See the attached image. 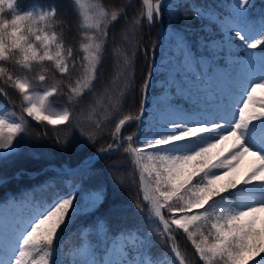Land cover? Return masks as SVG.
I'll return each mask as SVG.
<instances>
[{
	"label": "trees",
	"instance_id": "obj_1",
	"mask_svg": "<svg viewBox=\"0 0 264 264\" xmlns=\"http://www.w3.org/2000/svg\"><path fill=\"white\" fill-rule=\"evenodd\" d=\"M228 18L251 23L256 40L229 46ZM246 51H264V0H0V104L25 119L20 149L0 158V206L44 207L71 194L65 227L25 264H103L119 237L134 233L133 250L156 264H264V218L245 221L235 205L224 209L259 179L209 181L221 152L206 115L223 105L212 118L216 132L232 93L260 101L251 86L264 70L223 71L226 52ZM157 58L154 80L163 81L149 86ZM221 73L224 83L214 79ZM167 104L191 114L188 166L171 176L170 132L158 121ZM237 123L228 117V127ZM119 136L116 152L67 170L114 148ZM196 210L200 218L180 224Z\"/></svg>",
	"mask_w": 264,
	"mask_h": 264
},
{
	"label": "rangeland",
	"instance_id": "obj_2",
	"mask_svg": "<svg viewBox=\"0 0 264 264\" xmlns=\"http://www.w3.org/2000/svg\"><path fill=\"white\" fill-rule=\"evenodd\" d=\"M245 1L249 2V0ZM257 37L258 33L251 23L245 25L238 20L227 19L223 40L229 46H234L237 42L244 40L253 41ZM225 56L228 64L223 68V71H226L227 68L252 67L264 70V51H246L243 54L226 52ZM214 79L221 83L226 80L223 73L216 74ZM263 79L264 74L260 78H255L251 86L252 92L259 98V102L256 103L247 97L240 101L237 95L232 93L230 113L223 115V121L216 126L217 131L212 132V118L214 114L223 112L221 103L212 106L213 111L206 115L208 121L205 126V130L211 131V135L214 136L212 144L221 152L211 167L210 182L220 184L225 179L231 178H237V180L259 179L260 183H255L245 190L234 203H224V209L235 205L236 213L241 219L254 223H258L261 218H264ZM162 81L161 79L154 80L159 83ZM161 97L166 100L171 97L168 84L163 86ZM48 111L54 115L60 114L59 109L55 107L48 106ZM228 117L238 120V123L233 124L232 128L227 126ZM169 118L172 123H168ZM158 121L161 127L167 128L170 132L169 142L164 153L166 170L170 176L178 175L188 166L190 158L192 133L187 128V124L191 121V114L167 104L166 109L160 112ZM24 126L23 115L14 110L11 105L0 104V158L10 156L20 149L19 135ZM120 136L119 141L122 140V143L123 139ZM240 144L242 147L237 149ZM92 155L87 156L81 164L90 161ZM55 169L58 172L62 171L58 166ZM72 169L73 167L67 170L71 172ZM70 199L71 194H63L44 207L36 203L15 201L0 206V264H25L30 254L40 246L42 239L57 237L66 225ZM202 214L200 210L193 211L180 216L179 222L182 225H189L200 218ZM139 239L137 233L121 235L103 264H156L148 255L133 250L132 246L136 245Z\"/></svg>",
	"mask_w": 264,
	"mask_h": 264
},
{
	"label": "water",
	"instance_id": "obj_3",
	"mask_svg": "<svg viewBox=\"0 0 264 264\" xmlns=\"http://www.w3.org/2000/svg\"><path fill=\"white\" fill-rule=\"evenodd\" d=\"M156 10L158 12V18H159V23L161 25V32H162V30H163V24H162V18H161L160 5H156ZM159 44H160V46H159V53H160L162 51V37L159 40ZM157 62H158V58L155 60L154 67H153V69L151 70V72L149 74V76H150V86L154 83V72L156 70ZM148 97H149V91L146 93L145 103H146ZM144 112H145V108L143 109L142 116L144 115ZM125 123L126 122L122 123L120 125V127H122ZM115 148H119V144ZM107 152H109V151L107 149H105L103 151L94 153L91 156V160L90 161L85 162V163H83L81 165H77V166L73 167L72 170H77V169H80V168H84V167L89 166L90 164H92L93 162H95V160H97L100 156H102L103 154H105ZM1 181H3V180H1Z\"/></svg>",
	"mask_w": 264,
	"mask_h": 264
}]
</instances>
